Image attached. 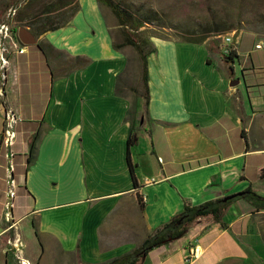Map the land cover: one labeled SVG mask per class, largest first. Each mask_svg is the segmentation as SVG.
I'll return each mask as SVG.
<instances>
[{
	"label": "crops",
	"instance_id": "obj_1",
	"mask_svg": "<svg viewBox=\"0 0 264 264\" xmlns=\"http://www.w3.org/2000/svg\"><path fill=\"white\" fill-rule=\"evenodd\" d=\"M79 5L65 27L36 39L45 56L35 44H22L24 52L11 51L5 78L0 75V264L105 263L140 245L184 203L200 205L248 187L264 197V50L257 47L264 38L240 32L237 65L224 63L217 50L214 58L200 53L209 51L205 43L152 38L143 116V100L130 94L138 78L130 93H116L130 46L114 49L118 26L105 6ZM74 57L85 65L71 72ZM134 103L129 158L136 187L127 162ZM7 110L22 118L10 149L2 142ZM252 203L258 204L245 198L228 206L227 229L202 218L184 243L155 248L137 264L234 262L251 258L255 244L263 253L264 210ZM24 230L40 250L30 252Z\"/></svg>",
	"mask_w": 264,
	"mask_h": 264
},
{
	"label": "trees",
	"instance_id": "obj_2",
	"mask_svg": "<svg viewBox=\"0 0 264 264\" xmlns=\"http://www.w3.org/2000/svg\"><path fill=\"white\" fill-rule=\"evenodd\" d=\"M2 1H6V3H2ZM96 1L98 4L105 6L110 10L120 30L122 41L120 43H113L114 49L119 50L122 47L130 46L136 52L140 64L139 82L141 90H138L137 86V88H131V92L136 99L140 98L143 100L142 115L147 116L149 103L148 57L156 51L151 40L156 37L153 36L150 30L146 27L152 25V23H157L160 24L162 28H166L163 17L153 9H140L125 0ZM79 9V0H22V2H19L18 0H0V24L7 21V19L9 20V18H6V13L9 10H14L10 19H12L13 22H16V28L14 29L11 26V29L18 45L23 46L16 35L19 28H27L33 34L35 39H37L47 32H53L65 27ZM194 30L195 29L189 31L185 30V32L181 30L176 31V36L182 38L179 42L195 45L208 43L209 51L217 50L216 47L214 48V45L216 46V41H211V38L221 39V37L233 33V38L236 39L239 33L233 24L224 20H213L200 25L197 32ZM262 38H264V36ZM162 40L168 39L162 38ZM172 41L177 42L176 40ZM33 46L38 48L45 56V52L40 43ZM219 48L220 49L217 51L221 60L228 65L234 63L235 59H237L235 46L233 44L226 46L222 44ZM224 48L229 49V52L224 53ZM70 62L73 66L71 72H74L76 68L79 69L85 65V60L80 57L71 58ZM229 68L232 70V67ZM120 78L121 75L117 78L118 82ZM116 93H121L118 87L116 88ZM135 110L136 103L133 104L132 110L128 111L127 115V120L130 125V134L127 141V162L134 187H136L137 183L133 173V166L129 158V148L136 142L134 126L136 119ZM37 137V134L34 133L28 142L27 163H30V158L34 152ZM14 173L15 168L12 171V177H14ZM260 178L264 179V168L260 172ZM244 192L245 194L243 196L236 197L227 202H222V198H219L206 201L200 205L184 203L180 213L173 216L170 221L162 224L154 230L140 245L134 247L132 250L118 258L100 264H137L153 249L164 246L184 236L189 227L202 218H209L213 223L227 229V224L223 220L226 209L232 202L238 199H253L258 203H252L254 210H264V197L257 195L251 187L246 188ZM34 233L37 236V232L34 231Z\"/></svg>",
	"mask_w": 264,
	"mask_h": 264
},
{
	"label": "rangeland",
	"instance_id": "obj_3",
	"mask_svg": "<svg viewBox=\"0 0 264 264\" xmlns=\"http://www.w3.org/2000/svg\"><path fill=\"white\" fill-rule=\"evenodd\" d=\"M18 1L22 2V0H18ZM125 1L131 3L133 6L138 7L140 9L142 8L153 9L156 12H158L160 16L163 17L164 25L166 26V28H162L160 24L157 23H152V25L146 27L147 29L150 30L151 34L155 36L156 39L159 40H162V38H166L168 40H176L177 42H179L182 40V38L176 36L177 35L176 31L181 30L185 32V30L189 31L195 29L194 31L197 32L199 30L200 25L213 20H224L230 24H233L237 29V31H239V33L253 32L259 38L264 36V0H125ZM2 3H6V1H2ZM84 5H85V9H87L88 4L86 5V3H84ZM106 11L111 17L112 23L117 25L114 16L111 14L108 8ZM7 13H6V18H7ZM9 21L11 26L15 29L16 22H13L12 19H10ZM168 27H170L171 29ZM115 31L116 32L112 34L114 43L121 42L122 36L119 28H117ZM222 39L223 37H221V39L211 38V41H216V46L214 45V48L216 47L217 50L220 49L219 46H222L223 44ZM236 40L237 38L234 39L233 45H235ZM205 45H208V43H205ZM160 48L164 53L163 47ZM129 50L131 52L128 55L127 69L122 74L118 82V89L122 93L129 92L128 87L135 86L136 78L140 80V64L138 57L136 55V52L132 49V47H129ZM212 51L213 50H211L210 51L211 53H209V51L207 50L206 52L205 50H200V53H202L203 55L209 54L214 58L216 56V52L215 51L212 52ZM200 56L202 55L200 54ZM9 57L10 55H8V59ZM197 61L199 60L197 59ZM235 62L237 65V61ZM8 67L9 64L6 67V70H8ZM1 78L3 79V77ZM137 86H138V90H141L139 81ZM130 94L132 95V92ZM209 221H210L209 218L208 220H204V222L206 223H208ZM24 231H25L24 237L27 238V240H29L30 252L35 253L36 249L40 250L39 245H37V243L33 238L28 239L29 230L27 231L24 230ZM189 237L191 238L190 233L188 232L183 237L176 240L173 243V245L176 246L179 245L180 243H184ZM238 238H239L238 241L243 242L242 237H238ZM241 242L238 243L241 245L242 244ZM250 251H251V258L250 257L240 258L239 261H234V262L231 261L232 259L223 260L222 264H233V263L264 264V252L262 253V248L260 247L257 248L255 244L253 247L251 246ZM258 251L261 252L263 256H261ZM240 255H242V253H240ZM53 263H54L53 260L45 258L44 264H53ZM15 264H17L16 261Z\"/></svg>",
	"mask_w": 264,
	"mask_h": 264
},
{
	"label": "built area",
	"instance_id": "obj_4",
	"mask_svg": "<svg viewBox=\"0 0 264 264\" xmlns=\"http://www.w3.org/2000/svg\"><path fill=\"white\" fill-rule=\"evenodd\" d=\"M13 13L14 10L8 11L7 18H9V20L12 17ZM9 20L7 19V21L0 24V74L3 77V79L5 78L6 67L9 64L8 54H10L11 51H16L19 54L24 52L23 48L20 45H18V43L16 42L13 36L11 24ZM233 35H234L233 33H230L223 36L222 40L224 46L233 44L234 41ZM257 47L261 48L260 45H257ZM223 52L228 53L229 49L224 48ZM21 122H22V118L18 114H16L13 110H7L5 112L2 142L7 149H10L12 147L14 143V139L16 137V127ZM13 156H14L13 153L9 152L8 158L10 159L11 172L13 170V164H12ZM9 194L12 197L14 195V192L10 191ZM16 242H18V240ZM15 249H16L15 255L18 258L17 252L19 253L20 251L17 245Z\"/></svg>",
	"mask_w": 264,
	"mask_h": 264
},
{
	"label": "water",
	"instance_id": "obj_5",
	"mask_svg": "<svg viewBox=\"0 0 264 264\" xmlns=\"http://www.w3.org/2000/svg\"><path fill=\"white\" fill-rule=\"evenodd\" d=\"M17 38L21 42V44H23L24 46L33 45L36 43V39L33 36V34L27 28H24V27H21L18 29ZM260 47L264 50V40L261 41ZM238 82H239L238 80H235L231 84L235 85V84H238ZM244 194H245L244 191H240V192H236V193H233L230 195H226V196L222 197L221 201L227 202V201L232 200L236 197H241Z\"/></svg>",
	"mask_w": 264,
	"mask_h": 264
}]
</instances>
